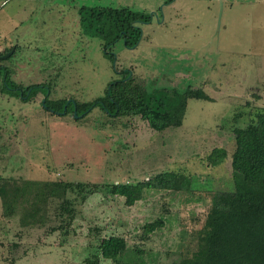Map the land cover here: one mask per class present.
I'll list each match as a JSON object with an SVG mask.
<instances>
[{
	"label": "rangeland",
	"instance_id": "obj_1",
	"mask_svg": "<svg viewBox=\"0 0 264 264\" xmlns=\"http://www.w3.org/2000/svg\"><path fill=\"white\" fill-rule=\"evenodd\" d=\"M95 7L153 20L140 25L134 47L114 43L111 59L103 39L80 24L83 9ZM13 46L0 66L66 106L57 115L44 108L43 95L27 102L0 90V182L21 187V198L43 193V183L56 196L42 204L40 222H22L19 200L6 217L0 197V264H83L112 235L128 244L121 264H174L191 253L212 195L240 189L234 129L254 124L264 109V0H0V54ZM125 70L145 88L190 89L195 98L182 125L159 132L139 116L111 117L101 107L65 114L72 101L104 97ZM215 148L228 158L213 167ZM164 172L188 176L191 190L145 189L131 207L101 192L76 203L73 220L60 217L62 196H75L64 191L67 183L138 185ZM158 219L164 226L148 233Z\"/></svg>",
	"mask_w": 264,
	"mask_h": 264
},
{
	"label": "trees",
	"instance_id": "obj_2",
	"mask_svg": "<svg viewBox=\"0 0 264 264\" xmlns=\"http://www.w3.org/2000/svg\"><path fill=\"white\" fill-rule=\"evenodd\" d=\"M83 10L80 18L82 29L84 32L91 31V36L101 37L105 42L104 50H111V46L119 40H124L128 47L135 46L142 34L140 25L150 20L146 13L135 12L129 8L95 7ZM105 54L114 59L112 53ZM130 73V70L122 71L120 80L109 84L104 97L87 104L80 105L75 102L77 112L82 109V113H87L95 107H101L111 117L139 116L155 131L161 132L168 128L180 127L188 101L195 98L190 89L145 88L135 83ZM2 76L5 81L3 93L10 94L8 71L2 69ZM29 88L33 90L28 99L40 89L39 86ZM196 98L209 99L203 95H198ZM45 104L48 108L60 112L66 106L63 100L53 102L47 98ZM66 108L67 114L69 111L73 112V101L67 104ZM234 141L235 149L231 155V165L240 189L218 191L212 195L205 223L197 235L196 247L174 264H264V109L258 111L254 124L246 128L234 129ZM227 158L226 149L215 148L208 156V162L216 167ZM191 183L192 180L188 176L174 172L158 174L138 185L67 183L63 186L64 191H70L75 196L72 199L62 196L64 202L60 208V217H69L73 220L76 214L75 204L84 203L97 193L103 192L109 196L122 197L125 204L131 207L142 200L145 189L191 190ZM20 188L18 185L10 187L7 182H0V197L6 209L5 216L15 215L17 211L14 206H18V202L21 201L19 205L24 206L22 222L25 220L36 222L43 208L42 204H46L48 199L56 196L53 191L48 194L44 183L43 193L37 194L36 197L30 195L17 197ZM22 193L23 191L20 194ZM40 219L41 216L39 222ZM164 224V220L158 219L146 226L147 232L153 233ZM63 227H53L51 230L57 231ZM126 251L129 250L125 238L116 235L101 238L98 240L96 252L85 258L83 264H103L102 260L121 264L120 260Z\"/></svg>",
	"mask_w": 264,
	"mask_h": 264
},
{
	"label": "flooded vegetation",
	"instance_id": "obj_3",
	"mask_svg": "<svg viewBox=\"0 0 264 264\" xmlns=\"http://www.w3.org/2000/svg\"><path fill=\"white\" fill-rule=\"evenodd\" d=\"M172 0H170V2H171ZM150 17V20L149 21H146V22H142V25H144V24H149V23H151L152 22V20H153V16H149ZM128 47V46H127ZM134 47V46H133ZM17 48V47H16ZM16 48H15V46H13L11 49H10V51L12 50V49H14L12 52H11V55L16 51ZM129 48H132V47H129ZM104 53H111V51L110 50H104ZM6 54H8V53H2V54H0V59H1V57L2 56H4V55H6ZM10 55V56H11ZM9 56V57H10ZM115 57V56H114ZM2 60V59H1ZM2 69H3V71H8V73H9V75H10V72H9V70L7 69V68H4L3 66H0V71H2ZM6 69V70H5ZM121 75H122V72H121ZM9 80H10V83H9V87H8V89L10 90V94H7V95H9V96H11V97H13V98H15V99H18V100H20V101H30V99H28V97L30 96V94H31V92H32V88L30 89L29 87L30 86H22V84H19V83H16L11 77H9ZM4 85H5V81H4V78H2L1 80H0V87H1V89L0 90H3V88H4ZM39 87L41 88V86L39 85ZM44 87H46V86H43V89H44ZM46 89V88H45ZM26 90H28L27 92H26V95H24L25 93V91ZM43 95V93H42V91L39 89V91L33 96V97H35L36 95ZM32 97V98H33ZM45 101H46V94L45 95H43V100H42V105H43V103H45ZM74 103V102H73ZM46 105V104H45ZM44 106V105H43ZM44 108L48 111V112H50V113H53V114H57V115H61L63 112H64V110L63 111H55L54 109H51V108H48L47 106H44ZM65 114H67V108H66V113ZM0 138H1V133H0Z\"/></svg>",
	"mask_w": 264,
	"mask_h": 264
},
{
	"label": "water",
	"instance_id": "obj_4",
	"mask_svg": "<svg viewBox=\"0 0 264 264\" xmlns=\"http://www.w3.org/2000/svg\"><path fill=\"white\" fill-rule=\"evenodd\" d=\"M10 55H11V53H8V54L2 56L1 59H6V58H8ZM130 76H131V73H130ZM43 105L46 106L45 103H43ZM64 112H65V111H64ZM74 113H75V115H77L76 105H74Z\"/></svg>",
	"mask_w": 264,
	"mask_h": 264
}]
</instances>
